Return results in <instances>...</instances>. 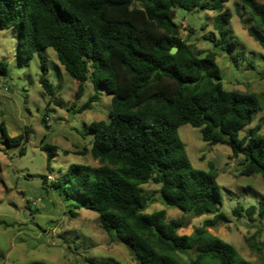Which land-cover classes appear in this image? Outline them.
I'll return each mask as SVG.
<instances>
[{"label":"trees","instance_id":"trees-1","mask_svg":"<svg viewBox=\"0 0 264 264\" xmlns=\"http://www.w3.org/2000/svg\"><path fill=\"white\" fill-rule=\"evenodd\" d=\"M227 1L0 0V30L15 27L21 58L38 55L39 83L47 94L52 88L44 77L43 50L51 47L77 81L76 97L90 80L93 93L82 109L98 100L103 89L111 95L108 120L89 124L90 153L99 165L72 163L49 185L78 206L95 211L109 236L134 248L137 264H251L208 230L227 220L218 212L222 195L217 175L192 166L177 132L185 123L200 128L203 141L227 144L233 156L242 155L241 174H260L264 181L260 126L239 136L261 110L259 95L224 89L215 53L199 57L179 36L173 20L174 7L214 11V47L233 48ZM241 2L256 20L255 26L245 27L247 33L264 46V2ZM171 47H176L174 53L169 52ZM0 131L9 146L24 139L21 133L9 136L3 122ZM41 149L48 166L56 146L45 143ZM148 181L159 184L162 204L192 216L214 214L213 218L189 234H179L182 223L167 221L164 209L142 212L147 198L140 185ZM257 208L264 217V200ZM240 209L236 206L232 213L240 216ZM255 209L254 205L245 209L249 218Z\"/></svg>","mask_w":264,"mask_h":264},{"label":"rangeland","instance_id":"rangeland-1","mask_svg":"<svg viewBox=\"0 0 264 264\" xmlns=\"http://www.w3.org/2000/svg\"><path fill=\"white\" fill-rule=\"evenodd\" d=\"M225 8L232 13L228 29L235 42L226 50L214 47V11L174 7L173 20L179 36L199 57L215 53L224 89L259 95L261 110L239 136L255 124L264 135V46L247 33L245 27L255 26L256 20L241 0H228ZM20 42L15 27L0 30V67H4L0 71V122L9 136L24 135L20 144L9 146L0 131V264H137L125 246L101 228L95 211L78 206L72 197L61 196L49 185L72 163L99 165L90 153L89 124L108 120L111 95L103 89L98 100L82 109L93 93L92 84L86 80L81 96L76 97L77 81L51 47L43 50L44 77L52 88V94H47L39 83L38 55L21 58ZM177 132L192 166L217 175L222 195L218 212L227 220L208 230L233 245L251 264H264V217H259L257 208L264 200L262 176L241 174L242 155L233 156L227 144L203 141L200 128L185 123ZM45 143L56 146L48 166L41 149ZM140 186L147 198L142 212L164 209L167 221L182 223L179 234L191 233L214 216H192L162 204L159 184L152 181ZM250 205L256 206L251 218L245 212ZM236 206L241 208L240 216L232 213Z\"/></svg>","mask_w":264,"mask_h":264},{"label":"water","instance_id":"water-1","mask_svg":"<svg viewBox=\"0 0 264 264\" xmlns=\"http://www.w3.org/2000/svg\"><path fill=\"white\" fill-rule=\"evenodd\" d=\"M175 50H176V47H171L170 50H169V52H170V53H174ZM116 239H117L119 242H121V243L125 246V248L127 249V251H128L132 256H135L136 251L134 250V248H133L129 243H127L126 241H124V240L121 239L120 237H117Z\"/></svg>","mask_w":264,"mask_h":264}]
</instances>
